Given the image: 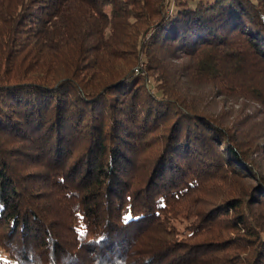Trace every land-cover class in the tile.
I'll return each instance as SVG.
<instances>
[{
  "label": "trees",
  "instance_id": "obj_1",
  "mask_svg": "<svg viewBox=\"0 0 264 264\" xmlns=\"http://www.w3.org/2000/svg\"><path fill=\"white\" fill-rule=\"evenodd\" d=\"M0 206V264H264V0H0Z\"/></svg>",
  "mask_w": 264,
  "mask_h": 264
},
{
  "label": "rangeland",
  "instance_id": "obj_2",
  "mask_svg": "<svg viewBox=\"0 0 264 264\" xmlns=\"http://www.w3.org/2000/svg\"><path fill=\"white\" fill-rule=\"evenodd\" d=\"M210 89L211 88L207 87L204 91H201V92L204 95L210 97V99H208L207 102L209 104L212 103L211 106L213 104H216V106L218 107V109H220V113L222 115L224 114V111H232V110H238L237 111V114H235V117L236 118L239 115H245L246 114L245 112L241 111V110H243L242 107H240V104L243 102L241 99L236 100L237 98L230 97V96H219V94H220L219 92H218V94L215 95V94H213L212 91H210ZM1 209H2V207L0 206V210Z\"/></svg>",
  "mask_w": 264,
  "mask_h": 264
}]
</instances>
